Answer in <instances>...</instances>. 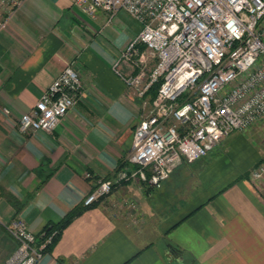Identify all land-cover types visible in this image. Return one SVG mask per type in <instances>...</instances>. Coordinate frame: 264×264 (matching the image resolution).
I'll return each mask as SVG.
<instances>
[{"label": "crops", "instance_id": "0c3cea01", "mask_svg": "<svg viewBox=\"0 0 264 264\" xmlns=\"http://www.w3.org/2000/svg\"><path fill=\"white\" fill-rule=\"evenodd\" d=\"M122 14L123 33L112 25ZM140 29L127 11L108 20L72 0H24L8 14L0 29V186L23 204L18 210L0 194L5 258L16 246L6 223L21 217L41 236L127 158L155 91L133 96L114 63ZM70 63L84 85L79 102L52 132L23 134L21 115ZM228 137L160 186L117 185L74 216L36 264H264V199L248 177L263 158L246 133Z\"/></svg>", "mask_w": 264, "mask_h": 264}, {"label": "built area", "instance_id": "2783aa9c", "mask_svg": "<svg viewBox=\"0 0 264 264\" xmlns=\"http://www.w3.org/2000/svg\"><path fill=\"white\" fill-rule=\"evenodd\" d=\"M23 1L0 0V29ZM72 2L91 16L103 10L111 20L124 10L140 22L114 69L133 96L155 91L148 114L134 128L127 158L111 176L95 180L84 206L125 182L160 186L184 161L206 156L223 138L264 117V0ZM83 88L80 73L68 64L21 115L18 129L52 132L77 105ZM248 177L264 199V159ZM129 207L132 212L136 204ZM6 229L16 246L1 264H36L58 234L52 229L38 236L21 217Z\"/></svg>", "mask_w": 264, "mask_h": 264}, {"label": "rangeland", "instance_id": "374dc122", "mask_svg": "<svg viewBox=\"0 0 264 264\" xmlns=\"http://www.w3.org/2000/svg\"><path fill=\"white\" fill-rule=\"evenodd\" d=\"M129 20V17L127 15H118L117 18H115L114 23L112 24L116 29V31H122V33L125 31L124 27L127 25V22ZM135 24H138L137 21L134 22ZM241 134V133H246V135L253 140L255 143L256 147L260 151L261 157L264 159V117L252 124L250 127H248L244 131H234L233 134ZM228 138L230 137H225L221 140L219 146H217L215 149L220 148L225 146V144L228 142ZM2 239H8L9 235L4 234L1 236ZM5 251L0 252V264L2 263L3 259L5 258ZM6 259V258H5Z\"/></svg>", "mask_w": 264, "mask_h": 264}, {"label": "trees", "instance_id": "16d2710c", "mask_svg": "<svg viewBox=\"0 0 264 264\" xmlns=\"http://www.w3.org/2000/svg\"><path fill=\"white\" fill-rule=\"evenodd\" d=\"M155 87H157V86H155ZM154 87V88H155ZM6 194L7 195V197H8V199L17 207V209L19 210L20 209V207H21V205L23 204V202H20V201H18L15 197H13L12 195H10V194H8V193H6L2 188H1V186H0V194ZM86 207H88V206H79V207H77V208H75V209H73L71 212H69L68 214H67V216L64 218V219H62L60 222H58V223H55V224H51V225H48V226H46V228H45V230H44V232H48L49 230H52V229H58V234H57V236L55 237V240H54V242L57 240V238L59 237V235H60V233H61V231H62V229L73 219V217L74 216H76L77 214H79L80 212H82ZM43 232V233H44ZM53 242V243H54ZM53 245V244H52ZM52 245L49 247V249L52 247Z\"/></svg>", "mask_w": 264, "mask_h": 264}]
</instances>
